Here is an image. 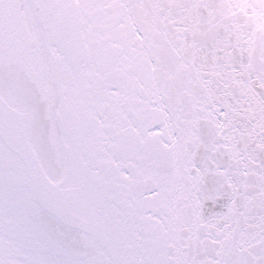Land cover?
Masks as SVG:
<instances>
[{
  "label": "snow or ice",
  "instance_id": "1",
  "mask_svg": "<svg viewBox=\"0 0 264 264\" xmlns=\"http://www.w3.org/2000/svg\"><path fill=\"white\" fill-rule=\"evenodd\" d=\"M0 264H264V0H0Z\"/></svg>",
  "mask_w": 264,
  "mask_h": 264
}]
</instances>
